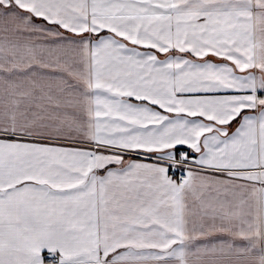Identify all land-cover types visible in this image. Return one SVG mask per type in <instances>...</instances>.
<instances>
[{"label": "snow or ice", "instance_id": "6c2138e0", "mask_svg": "<svg viewBox=\"0 0 264 264\" xmlns=\"http://www.w3.org/2000/svg\"><path fill=\"white\" fill-rule=\"evenodd\" d=\"M0 264H264V0H0Z\"/></svg>", "mask_w": 264, "mask_h": 264}]
</instances>
